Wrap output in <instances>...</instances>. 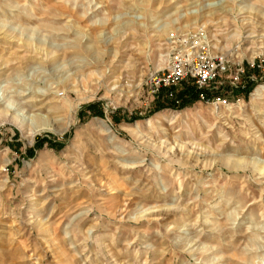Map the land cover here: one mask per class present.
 I'll list each match as a JSON object with an SVG mask.
<instances>
[{"label":"rangeland","instance_id":"rangeland-1","mask_svg":"<svg viewBox=\"0 0 264 264\" xmlns=\"http://www.w3.org/2000/svg\"><path fill=\"white\" fill-rule=\"evenodd\" d=\"M262 85L264 0H0V264H264Z\"/></svg>","mask_w":264,"mask_h":264},{"label":"built area","instance_id":"built-area-1","mask_svg":"<svg viewBox=\"0 0 264 264\" xmlns=\"http://www.w3.org/2000/svg\"><path fill=\"white\" fill-rule=\"evenodd\" d=\"M197 62H199V64H197ZM208 62H210L211 65L210 64L208 65ZM191 63H192L191 69L189 70V73H186V71L183 70L185 65L183 64L179 65L177 61H173L170 65V69H169V73L167 74V77L163 78L161 82L163 84H168L170 81L174 79H180L182 75L186 73L185 76H187V74L190 75L195 79L196 84L198 86H201L206 82V80H210L212 78L214 73L213 71L216 68L213 59L204 56L203 61L202 60L198 61L197 59L194 58L192 59ZM153 80H156L158 82L160 81L155 77H153ZM218 101L219 98H216L215 102Z\"/></svg>","mask_w":264,"mask_h":264},{"label":"bare ground","instance_id":"bare-ground-1","mask_svg":"<svg viewBox=\"0 0 264 264\" xmlns=\"http://www.w3.org/2000/svg\"><path fill=\"white\" fill-rule=\"evenodd\" d=\"M261 92H264V85L260 86L257 90H256V94L257 95H261ZM8 111V109H4L3 112H0V117H3L6 116V112ZM5 118V117H4Z\"/></svg>","mask_w":264,"mask_h":264},{"label":"trees","instance_id":"trees-1","mask_svg":"<svg viewBox=\"0 0 264 264\" xmlns=\"http://www.w3.org/2000/svg\"><path fill=\"white\" fill-rule=\"evenodd\" d=\"M193 94H194V93H193ZM182 105H183V104H182ZM182 105H181V106H182ZM170 107H172V106H170ZM173 109H176V108H173Z\"/></svg>","mask_w":264,"mask_h":264}]
</instances>
